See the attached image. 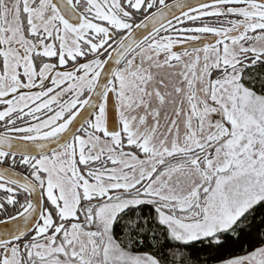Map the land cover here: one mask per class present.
Segmentation results:
<instances>
[{"label": "snow or ice", "instance_id": "1", "mask_svg": "<svg viewBox=\"0 0 264 264\" xmlns=\"http://www.w3.org/2000/svg\"><path fill=\"white\" fill-rule=\"evenodd\" d=\"M0 264H264V0H0Z\"/></svg>", "mask_w": 264, "mask_h": 264}]
</instances>
